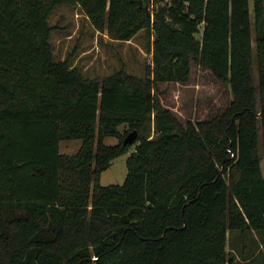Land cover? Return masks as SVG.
<instances>
[{"label": "trees", "instance_id": "obj_1", "mask_svg": "<svg viewBox=\"0 0 264 264\" xmlns=\"http://www.w3.org/2000/svg\"><path fill=\"white\" fill-rule=\"evenodd\" d=\"M62 4L114 40L144 30L153 65L90 77L57 59ZM193 63L233 97L183 122L158 89ZM135 143L125 181L102 184ZM262 162L264 0H0V264H264Z\"/></svg>", "mask_w": 264, "mask_h": 264}, {"label": "rangeland", "instance_id": "obj_2", "mask_svg": "<svg viewBox=\"0 0 264 264\" xmlns=\"http://www.w3.org/2000/svg\"><path fill=\"white\" fill-rule=\"evenodd\" d=\"M49 22L53 26L51 40L55 57L64 59L73 53V65L87 76L103 77L121 68L123 64L129 72L143 76L147 65H153L152 52L147 48L149 41L144 30L129 41L114 40L107 33L95 30L79 6L68 4L56 6ZM253 42L255 44V39ZM255 82H258L256 66ZM158 92L164 105L172 108L183 122L209 118L221 112L233 97L228 83L216 78L210 69L195 63L186 83H160ZM120 127L123 130L125 125ZM117 142L115 136L105 138L106 144ZM81 145V139H64L60 149L62 153L75 154ZM136 145L133 144L126 153L113 159L111 166L101 174L102 184H122L125 181L128 174L127 159ZM262 166L264 170V162Z\"/></svg>", "mask_w": 264, "mask_h": 264}, {"label": "water", "instance_id": "obj_3", "mask_svg": "<svg viewBox=\"0 0 264 264\" xmlns=\"http://www.w3.org/2000/svg\"><path fill=\"white\" fill-rule=\"evenodd\" d=\"M138 138V131L133 130L131 131L124 139V143H133Z\"/></svg>", "mask_w": 264, "mask_h": 264}]
</instances>
